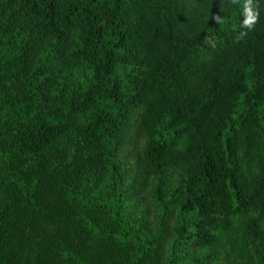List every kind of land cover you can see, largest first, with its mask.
Here are the masks:
<instances>
[{"label": "trees", "instance_id": "16d2710c", "mask_svg": "<svg viewBox=\"0 0 264 264\" xmlns=\"http://www.w3.org/2000/svg\"><path fill=\"white\" fill-rule=\"evenodd\" d=\"M252 7L236 41L231 0H0V264H209L197 251L240 223L244 259L264 264V0ZM175 170L154 227L136 189Z\"/></svg>", "mask_w": 264, "mask_h": 264}, {"label": "rangeland", "instance_id": "374dc122", "mask_svg": "<svg viewBox=\"0 0 264 264\" xmlns=\"http://www.w3.org/2000/svg\"><path fill=\"white\" fill-rule=\"evenodd\" d=\"M131 136H134V130L131 131ZM141 146L134 147L133 142H130L125 150H122L121 163L123 164V170L128 178L127 186L132 185L135 181L139 180L136 165V149H140ZM134 167V170H133ZM172 178L170 181L166 180L167 188L164 186V190L160 188L159 182L154 179H149L146 181L144 186L139 187L141 191H136L137 205H136V215H140L147 220L152 222V225L156 227L158 225V219L161 211L162 199L161 196L165 195L171 187L177 185H184V180L186 179V174L183 171L175 170L172 173ZM197 184V182H196ZM198 185V184H197ZM135 187H138L137 183H134ZM181 197L184 195L183 190L180 192ZM243 225L240 223L237 225L236 230L229 234H224L220 239V243L213 244L210 248L198 250V256L202 259L209 257L207 263L209 264H253L250 260V253H245L246 259L242 255L244 249L249 251L248 240L244 231L242 230ZM218 237V236H217Z\"/></svg>", "mask_w": 264, "mask_h": 264}, {"label": "clouds", "instance_id": "9594fccd", "mask_svg": "<svg viewBox=\"0 0 264 264\" xmlns=\"http://www.w3.org/2000/svg\"><path fill=\"white\" fill-rule=\"evenodd\" d=\"M231 4L237 6L240 10V22H239V31L235 36L236 41L242 40L247 32L245 30L250 31L254 24L256 23L257 16L253 11V0H231ZM216 23L225 24L226 20L222 19L220 16L212 17Z\"/></svg>", "mask_w": 264, "mask_h": 264}]
</instances>
